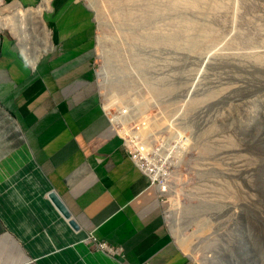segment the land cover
Masks as SVG:
<instances>
[{"label": "rangeland", "instance_id": "1", "mask_svg": "<svg viewBox=\"0 0 264 264\" xmlns=\"http://www.w3.org/2000/svg\"><path fill=\"white\" fill-rule=\"evenodd\" d=\"M81 1L93 14L107 116L176 151L169 190L157 191L183 264H264V0H197L194 9L179 0ZM6 4L0 17L25 19L33 54L46 50L41 15L20 21L16 12L37 4ZM0 33L20 47V35ZM239 160L245 173L236 171Z\"/></svg>", "mask_w": 264, "mask_h": 264}, {"label": "crops", "instance_id": "2", "mask_svg": "<svg viewBox=\"0 0 264 264\" xmlns=\"http://www.w3.org/2000/svg\"><path fill=\"white\" fill-rule=\"evenodd\" d=\"M41 20L38 47L48 46L34 63L0 33V264H183L157 188L129 159L102 104L91 9L49 0Z\"/></svg>", "mask_w": 264, "mask_h": 264}, {"label": "built area", "instance_id": "3", "mask_svg": "<svg viewBox=\"0 0 264 264\" xmlns=\"http://www.w3.org/2000/svg\"><path fill=\"white\" fill-rule=\"evenodd\" d=\"M5 5H7L6 1L0 0V9ZM110 123L112 124L111 121ZM112 125L121 138L129 159L145 173L150 183H153L157 187L165 177L167 182L170 172V162L175 157L176 151L175 153L171 149L167 151L163 147L161 150L160 147L165 144V141H157L153 137H142L139 132L130 130L127 127L129 125L127 122L126 131H124L125 128H120V124L118 126L116 124ZM98 245L108 252H116V249L103 242H99Z\"/></svg>", "mask_w": 264, "mask_h": 264}, {"label": "bare ground", "instance_id": "4", "mask_svg": "<svg viewBox=\"0 0 264 264\" xmlns=\"http://www.w3.org/2000/svg\"><path fill=\"white\" fill-rule=\"evenodd\" d=\"M107 1V0H106ZM105 1V2H106ZM169 1V0H168ZM183 5H184V7L185 8H192V9H194V7H195V2L197 1V0H192V1H182V0H179ZM199 1V0H198ZM145 1L143 0L141 3H144ZM148 2H149V0H148ZM147 2V0H146V3H148ZM151 2V1H150ZM161 2V1H160ZM171 2V1H170ZM95 3V2H94ZM109 3V2H108ZM152 3H154L155 4V2H152ZM158 2H156V4H157ZM167 3H169V2H166V4ZM165 4V2H164V5H166ZM172 5H176V4H174V3H171ZM179 4V3H178ZM146 5V4H145ZM171 6L172 7V5H170V4H167V6ZM155 6V5H154ZM48 7V0H41V3L39 4V5H37V7L36 8H32V9H24V11H22L20 8H18L17 10H16V12L20 15L21 14V17L19 18V20L20 21H22V19L23 18H27V17H31V16H33V17H36L35 15L38 13L39 15H41V12H42V10H44V9H46ZM153 7V5H151V7L149 8V10H148V12L150 13V11L151 12H153V9H156V8H153L152 10H150L151 8ZM156 7V6H155ZM158 7H160V6H158ZM157 10V9H156ZM158 11V10H157ZM159 11H160V9H159ZM16 12H14L15 13V15H17V13ZM146 12V11H145ZM156 11H154V13H155ZM151 15H152V13H150ZM38 15V16H39ZM146 14H144V16H145ZM148 15V14H147ZM151 15H149V16H151ZM154 15V14H153ZM156 15V14H155ZM37 16V17H38ZM143 16V15H142ZM148 16V17H149ZM33 17H31V18H33ZM36 17V18H37ZM138 17V16H137ZM154 16H152V18H153ZM40 18V17H39ZM149 18H151V17H149ZM149 18H148V20H147V22L149 21L150 22V20H149ZM10 19V18H9ZM14 20H10L9 22L10 23H7L6 22V20L5 19H3L2 17H0V28H9V30L10 31H12V33L14 34V35H20V37H19V45H20V49H21V51L23 52V54L27 57V59L31 62V63H34L35 61H36V59L38 58V56H39V54L41 53V51L39 52V54L38 53H36V54H33L34 53V45L33 44H31V42H30V40H29V33H28V31L26 32V30H28V29H26L27 28V26L25 25V27H24V24H25V22H24V20L22 21V22H20V24H18V22H17V20H18V18H13ZM145 19V20H144ZM146 19H147V16H146V18L144 17L142 20H143V22L144 21H146ZM33 20V19H32ZM31 20V21H32ZM39 20H41V19H39ZM140 20H141V18H140ZM152 20V19H151ZM31 21H30V23H31ZM34 21V20H33ZM34 23V22H33ZM146 23V22H145ZM30 25V24H29ZM38 25V24H37ZM43 27V26H42ZM37 28H38V26H37ZM40 28V27H39ZM160 29V28H159ZM33 30V29H32ZM37 30V29H36ZM39 31H40V29H38ZM154 30V29H153ZM154 31H156V30H154ZM34 32V31H33ZM46 32V31H45ZM45 32H44V34H45ZM150 32H152V31H150ZM35 33H37V32H35ZM151 34L152 35H155V33L153 34V32L152 33H150V35L149 36H151ZM22 36V37H21ZM40 37V36H39ZM146 38H147V36H145ZM152 37V36H151ZM171 37V36H170ZM155 38H156V36H155ZM154 38V39H155ZM148 39V38H147ZM151 39H153V38H151ZM159 39V38H158ZM158 39L156 40H154V41H156V42H158ZM27 40V41H26ZM39 40V39H38ZM169 40V39H168ZM159 41H162V38H161V40H159ZM27 42H29L30 43V46H27ZM163 42H167V37L163 40ZM39 43V42H38ZM153 43H155V42H153ZM157 44V43H156ZM46 46H48V45H46ZM45 46V48H47ZM32 51V52H31ZM39 51V50H38ZM38 54V55H37ZM253 59H255V58H253ZM256 60V59H255ZM259 65V64H258ZM103 80V79H102ZM101 80V85H102V83H103V81ZM105 84V83H104ZM109 85V84H108ZM103 86V85H102ZM110 86V85H109ZM125 87V86H124ZM111 88L112 87H108V90H109V92H110V90H111ZM118 88V87H117ZM116 88V89H117ZM123 88V87H122ZM119 89V88H118ZM116 91V90H115ZM118 91V90H117ZM110 94V93H109ZM242 103V102H241ZM244 104V103H243ZM121 115V114H120ZM113 119V118H112ZM225 146V145H224ZM204 150V149H203ZM220 153V152H219ZM241 161L239 160L238 161V164H236L235 166H236V171L238 172V171H240V170H242V171H244V173L247 171V167H243V163L241 162ZM234 164V163H233ZM246 165V164H245ZM244 165V166H245ZM251 169V168H250ZM254 169V168H253ZM238 174V173H237ZM240 175H241V173H239ZM156 175V174H155ZM246 175H247V173H246ZM245 175V176H246ZM152 177H154V176H152ZM247 177V176H246ZM249 179V178H248ZM247 185V184H246ZM255 186V185H254ZM171 187V186H170ZM159 191H168L169 190V187H168V182H166V177H165V179L156 187ZM249 188V187H248ZM255 188V187H254ZM258 188V187H257ZM251 189H252V187H251ZM245 191V190H244ZM246 191H247V189H246ZM245 191V196H244V200H245V202L247 201L248 203H250L251 204V207L253 206L255 209H256V206H255V203H256V199H254L253 197H252V195H253V192L252 193H250V192H246ZM255 192V191H254ZM257 192V191H256ZM255 197V196H254ZM235 199H236V197H235ZM260 205V204H259ZM234 207H236V206H234ZM190 209V208H189ZM261 209V208H260ZM263 211V210H262ZM171 213H173V212H171ZM173 215H174V213H173ZM262 216H263V214H262ZM264 217V216H263ZM175 218V217H174ZM176 219V218H175ZM226 221V220H225ZM180 238V237H179ZM183 241V240H182ZM184 242V241H183ZM234 242V241H233ZM185 248H187V246L185 247Z\"/></svg>", "mask_w": 264, "mask_h": 264}, {"label": "water", "instance_id": "5", "mask_svg": "<svg viewBox=\"0 0 264 264\" xmlns=\"http://www.w3.org/2000/svg\"><path fill=\"white\" fill-rule=\"evenodd\" d=\"M23 7V5H21ZM47 197L50 200V202L54 205V207L57 209V211L60 213V215L65 218L70 225L72 229H78L77 223L74 221V219L71 218V214L59 195L55 193L54 191H49L47 193Z\"/></svg>", "mask_w": 264, "mask_h": 264}]
</instances>
